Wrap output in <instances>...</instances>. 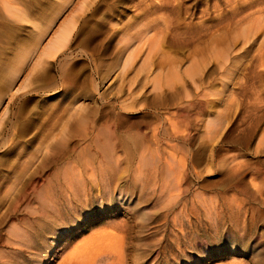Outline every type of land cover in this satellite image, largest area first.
Here are the masks:
<instances>
[{
	"label": "rangeland",
	"instance_id": "374dc122",
	"mask_svg": "<svg viewBox=\"0 0 264 264\" xmlns=\"http://www.w3.org/2000/svg\"><path fill=\"white\" fill-rule=\"evenodd\" d=\"M153 127L158 155L124 157ZM0 204L32 233L14 252L2 225L0 264H264V0H0Z\"/></svg>",
	"mask_w": 264,
	"mask_h": 264
},
{
	"label": "bare ground",
	"instance_id": "6f19581e",
	"mask_svg": "<svg viewBox=\"0 0 264 264\" xmlns=\"http://www.w3.org/2000/svg\"><path fill=\"white\" fill-rule=\"evenodd\" d=\"M27 20V19H25L23 16L21 17V20ZM29 21V20H28ZM72 29H73V22L72 21H68L66 24H64V25H62V26H60L55 32H54V34L49 38V40H48V42L46 43V45L43 47V49H42V54H43V56L45 57V58H47V59H52L55 55H57L60 51V49L63 47V45L66 43V41L68 40V37H69V35H70V33H71V31H72ZM39 32H37V33H35L36 34V36H35V38L37 39V38H39V36H40V34L42 33V30H38ZM58 52V53H57ZM57 53V54H56ZM23 53L21 54V55H19L18 57H17V61L19 62V63H21V61H22V59H23ZM19 108V107H18ZM21 109H22V106L18 109L19 110V112L21 111ZM69 116H77V118H78V124L79 125H83V123H85V122H87V121H85V120H83L84 118L86 119V117H87V115L85 114H83V113H80V111H74V112H69ZM106 116H109V117H113V118H115L116 120H119L120 119V114L119 113H109L108 115H106ZM94 118V117H93ZM85 121V122H84ZM124 121L123 122H120V121H116V123H114V124H116V125H118L119 127H121V126H124ZM77 124V125H78ZM139 127V126H138ZM23 128H24V126H23ZM82 128V127H81ZM18 130H19V132H22V125L20 124V127L18 128ZM168 136H167V138H168V140H173L174 138H175V134H177L178 133V131H177V128H176V126L173 124V123H171V122H169V126H168ZM159 134H158V131H157V127H153V128H151V130H150V134H149V138L147 139V140H145L146 139V137H145V135H143V134H139L138 132H133V133H130V134H128L127 135V137H128V142H123V148H122V151L124 152V154L123 155H125L124 157H127V156H129L128 158H134V157H138V158H141V159H144V158H146V157H149V156H152V155H158V142H159ZM60 139H62V138H60ZM66 139V138H65ZM63 141V140H62ZM62 141L61 142H59L60 144H59V146H61L62 145ZM64 142V141H63ZM147 143H149V144H147ZM64 144H65V142H64ZM57 145H58V143H57ZM102 146L107 150V151H109L110 150V152H109V157L110 158H112V159H115V157L114 156H116L117 155V151H113V152H111V149L109 148V143L108 142H106L105 140L104 141H102ZM175 147V144H170V148H174ZM24 148V147H23ZM24 150V149H23ZM37 149H35V150H33L32 152L31 151H28V150H26V153L27 154H25V156H26V160H22V162H21V167H20V170L18 171V173H24V174H26L27 175V178H26V182L30 179V176L31 175H33L32 173H35L34 171L37 169V164L35 163V161L37 162L38 161V159H39V157H40V159H41V162L38 164V167H43L44 166V162H45V160H47L46 158L48 157V154L47 153H49V152H47V151H45V150H42V148H41V150H37ZM41 151V152H40ZM177 163V162H176ZM202 163V162H201ZM207 164L205 163V166H206ZM32 167H33V169H32ZM187 168H191V169H193V172L197 175L198 173L194 170V166L192 165V167H191V165L189 164V165H187L186 166ZM75 168V169H74ZM178 168H180V169H182L183 168V166L182 165H180V166H178ZM75 171H74V170ZM30 170H32V171H30ZM72 170H73V172L72 171H69V172H71L70 173V177H69V181H71V182H76V183H81V175L79 174V170H78V168L75 166V167H72ZM181 174H184V171H181L180 172V175ZM34 176V175H33ZM177 176V175H176ZM176 176H175V179H176ZM187 176V174L185 175V176H183V178H187L186 177ZM31 178H33V177H31ZM31 180V179H30ZM35 180V179H34ZM65 180V179H64ZM20 181V180H19ZM24 181V180H23ZM68 181V182H69ZM25 181H24V183H26ZM20 183V182H19ZM70 183V182H69ZM27 184H28V182H27ZM30 184H31V182H30ZM72 185H73V183H72ZM12 186V187H11ZM17 186V185H16ZM71 186V185H70ZM23 187V186H22ZM25 187V186H24ZM14 189H15V187H14V185H6V186H4V189L2 190V192H4V194H5V196L6 195H8V199L6 200V201H8L9 199H11V200H13L14 198H16V197H14V196H11V198H9V191L8 190H11L12 191V193H13V191H14ZM17 190H19L17 187H16V190H15V192L17 191ZM103 190H105V193H108L109 192V190H110V188H108V187H105ZM8 191V192H7ZM171 191V190H170ZM172 191H173V193H174V197L176 198L179 194H181V186L177 183V181H175V185H174V187L172 188ZM7 192V193H6ZM21 193V192H20ZM11 195H13V194H11ZM16 195V194H15ZM84 196V195H83ZM47 197V196H46ZM14 201V200H13ZM4 202H5V200H4ZM9 202V201H8ZM7 203V202H6ZM5 204V203H4ZM6 205V204H5ZM9 205V204H8ZM13 205H15V204H13ZM11 206V205H10ZM3 205L2 204H0V229H1V227H2V225H4L5 223H7L8 222V233H9V235H10V237L11 238H9V242L11 243V246H9V250H18V248H15L16 246H13V245H15V244H21V243H23L24 241H26V238L27 237H31L32 238V233H31V230H29V228L28 227H30V225L28 224V223H26L25 221H20V222H18V220L17 221H12L11 219L12 218H14L15 219V217H17V216H15L14 215V211H13V208L12 207H8V206H6V207H3ZM15 208V207H14ZM44 211V210H43ZM45 213V212H44ZM140 215V214H139ZM17 219V218H16ZM10 220V221H9ZM23 224H25L26 226H24ZM181 224H183V222H181V221H179V225H181ZM33 231V230H32ZM95 238V237H94ZM94 238L91 240V238H90V240H87V242H86V244L87 243H91V245L95 242L94 241ZM89 239V238H88ZM122 239L123 238H119V239H117L116 237H115V235L114 234H111V233H107V234H105V235H103L102 237H101V239H98V241H96V242H98L97 244H100V243H103V244H105V246H106V249H107V254H105L104 255V257H111V255H110V252L112 253V255L113 254H116V255H118V253L120 252V249L122 248ZM7 241V240H6ZM102 244V245H103ZM3 245V244H2ZM88 245V244H87ZM101 245V244H100ZM101 245V246H102ZM86 246V245H85ZM94 246H96V245H94ZM20 247V246H19ZM76 247H79V246H76ZM2 248V247H1ZM0 248V249H1ZM88 249H90L89 247H87ZM76 249V248H75ZM95 249H97V248H95ZM122 250V249H121ZM10 251V252H11ZM85 251H86V249H85ZM90 251V250H89ZM15 252V251H14ZM82 253H84L83 251H81ZM94 252H95V250H94ZM93 252V253H94ZM121 253H123V252H121ZM120 253V254H121ZM86 254V253H85ZM119 254V255H120ZM83 255L84 254H82V256L81 257H83ZM122 256V255H121ZM117 258H119V256H117ZM121 258V257H120ZM79 259V258H78ZM80 259H82V258H80ZM3 260V259H2ZM65 262V261H64ZM75 262V261H74ZM73 261H71L69 258L68 259H66V264H71V263H73V264H76V263H74ZM77 263H78V261H76ZM62 264H63V262H62ZM92 264V263H91Z\"/></svg>",
	"mask_w": 264,
	"mask_h": 264
}]
</instances>
